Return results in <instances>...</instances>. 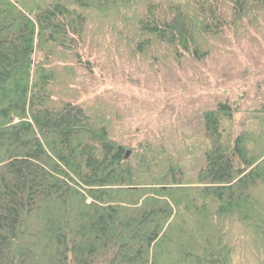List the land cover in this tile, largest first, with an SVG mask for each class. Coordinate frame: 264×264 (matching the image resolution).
<instances>
[{
	"label": "trees",
	"instance_id": "obj_1",
	"mask_svg": "<svg viewBox=\"0 0 264 264\" xmlns=\"http://www.w3.org/2000/svg\"><path fill=\"white\" fill-rule=\"evenodd\" d=\"M263 58L264 0H0V264H264ZM146 59L215 88L117 135L77 71Z\"/></svg>",
	"mask_w": 264,
	"mask_h": 264
},
{
	"label": "rangeland",
	"instance_id": "obj_2",
	"mask_svg": "<svg viewBox=\"0 0 264 264\" xmlns=\"http://www.w3.org/2000/svg\"><path fill=\"white\" fill-rule=\"evenodd\" d=\"M95 20L98 18L97 13L94 16ZM105 27V25H102ZM243 45H245V50L255 51L248 41L243 40ZM101 47L103 49H101ZM99 50L96 53L110 54L105 51L108 48V44L103 42ZM106 48V49H105ZM237 46L235 45L232 49L234 50ZM245 53V51H242ZM239 53V52H238ZM225 56V54H222ZM39 56L38 50L34 54V59L37 60ZM241 59H245L244 54L239 53ZM218 60L221 58L217 56ZM234 58L233 56L231 57ZM155 59V57H154ZM153 59V60H154ZM156 60V59H155ZM215 58L209 60V64L213 69L220 68L217 64ZM264 60V58H263ZM69 61V60H68ZM138 62V69L132 68L130 71L128 68L129 75L125 77H120L118 80H111L105 82L101 81V76L105 75V72L99 68H96L94 75H87L82 69L77 71L78 83H84L87 79L85 86L90 87L92 83V89H97L102 91L104 94H108L113 99H117L120 104V116L114 121V131L117 135H161V131H165L166 135L171 128H176L177 121L176 110L181 104H187L191 97H200L205 93L211 91L213 87H209L205 84H200L197 80V75L195 74L194 64L188 63L184 60L180 65H173V68L178 71V75L182 78L180 83L175 77H169L168 73L162 68L157 62H152L151 59L141 60ZM264 64V63H263ZM114 69L116 73H120L122 66L120 62L115 63ZM264 70V66H262ZM131 73V74H130ZM221 75L217 72V75ZM72 76V73H70ZM87 77V78H86ZM97 78V79H96ZM195 79V81L191 79ZM92 81V82H91ZM187 83V84H186ZM238 83V81L236 82ZM239 83H242L240 81ZM221 88H223L221 86ZM90 89V88H89ZM223 90V89H221ZM89 91L86 93L88 94ZM94 95V94H90ZM243 101L247 102V95H241ZM247 97V99H246ZM175 110V111H174ZM174 121V122H173ZM177 135H193L188 131V133L182 131L181 134Z\"/></svg>",
	"mask_w": 264,
	"mask_h": 264
},
{
	"label": "water",
	"instance_id": "obj_3",
	"mask_svg": "<svg viewBox=\"0 0 264 264\" xmlns=\"http://www.w3.org/2000/svg\"><path fill=\"white\" fill-rule=\"evenodd\" d=\"M129 154V153H128Z\"/></svg>",
	"mask_w": 264,
	"mask_h": 264
}]
</instances>
